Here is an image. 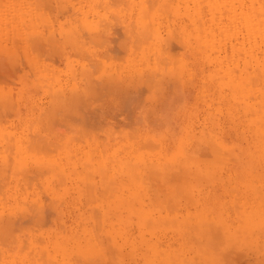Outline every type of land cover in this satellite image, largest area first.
Here are the masks:
<instances>
[{
	"label": "rangeland",
	"instance_id": "1",
	"mask_svg": "<svg viewBox=\"0 0 264 264\" xmlns=\"http://www.w3.org/2000/svg\"><path fill=\"white\" fill-rule=\"evenodd\" d=\"M0 212V264H264V0H0Z\"/></svg>",
	"mask_w": 264,
	"mask_h": 264
},
{
	"label": "bare ground",
	"instance_id": "2",
	"mask_svg": "<svg viewBox=\"0 0 264 264\" xmlns=\"http://www.w3.org/2000/svg\"><path fill=\"white\" fill-rule=\"evenodd\" d=\"M121 1H122V0H121ZM152 1H153V0H152ZM176 1H177V0H176ZM180 1H181V0H180ZM183 1H184V0H183ZM126 4H127V3H126ZM144 5H145V4H144ZM153 5H154V4H153ZM47 7H48V6H47ZM147 7L149 8V6H147ZM151 7H152V6H151ZM190 9H191V8H190ZM147 10H148V9H147ZM112 12H113V11H112ZM147 13H148V12H147ZM147 16H148V15H147ZM111 17H112V16H111ZM116 19H117V18H116ZM103 20H104V19H103ZM114 20H115V19H114ZM108 22H109V21H108ZM108 22H107V23H108ZM160 22H161V21H160ZM114 24H115V23H114ZM78 27H79V26H78ZM118 27H119V26H118ZM134 27H135V26H134ZM162 27H163V26H162ZM164 28H165V27H164ZM205 29H206V28H205ZM131 30H132V29H131ZM102 32H103V31H102ZM96 36H98V35H96ZM100 36H103V35H100ZM113 37H114V36H113ZM219 37H220V36H219ZM101 39H102V38H101ZM111 39H112V38H111ZM133 39H134V38H133ZM112 40H113V39H112ZM100 41H101V40H100ZM110 41H111V40H110ZM230 42H231V41H230ZM123 47H124V46H123ZM56 51H57V50H56ZM57 56H58V55H57ZM153 62H154V61H153ZM91 64H92V63H91ZM151 79H152V78H151ZM90 82H91V81H90ZM97 82H98V81H97ZM90 85H91V84H90ZM90 85H89V87H90ZM60 89L62 90V88H60ZM60 89H59V90H60ZM72 91H74V89H72ZM55 93L62 95L61 93H58V89H57V92H55ZM71 93H72V92H71ZM75 93H76V92H75ZM73 94H74V93H73ZM69 95H70V94H69ZM56 96H57V95H55V98H57V99H55V101H57V102L62 101V100H59V98H58L59 95H58L57 97H56ZM71 96H72V95H71ZM59 97H62V96H59ZM68 97H69V96H68ZM115 97H116V96H115ZM53 98H54V97H53ZM62 98L64 99L65 96L62 97ZM65 99H66V98H65ZM65 99L62 101V104H63V105L65 104V102H67ZM58 100H59V101H58ZM121 102H122V101H121ZM73 103H74V102H73ZM51 104H52V102H51ZM66 104H67V103H66ZM59 105H60V104H59ZM230 105H231V104H230ZM49 106H50V104H49ZM51 106H52V105H51ZM51 106H50V107H51ZM62 107H63V106H62ZM71 107H72V105H71ZM44 108H45V107H44ZM41 109H42V108H41ZM46 109H47V108H46ZM51 110H52V109H51ZM51 110H49L48 112H50ZM40 111H41V110H40ZM52 111H53V110H52ZM54 112H55V109H54ZM56 112H57V111H56ZM56 112H55V113H56ZM45 114H46V113H45ZM48 114H49V113H48ZM48 120H50V119H48ZM36 121H37V119H36ZM82 123H83V122H82ZM39 124H40V121H39ZM86 124H87V123H86ZM72 125H76V124L74 123V124H72ZM80 126H82V125H80ZM69 127H70V126H69ZM71 127H72V126H71ZM73 127H74V126H73ZM85 127H86V126H85ZM75 128H76V127H75ZM82 128H83V127H82ZM29 129H30V128H29ZM78 129H79V128H78ZM97 130H98V129H97ZM27 131H28V130H27ZM36 131H37V130H36ZM73 131H74V130H73ZM39 134H40V133H39ZM41 135H42V134H41ZM41 135H40V136H41ZM42 137H43V136H42ZM25 138H27V137H25ZM28 140H29V139H28ZM44 140H45V139H44ZM25 141L27 142V140H25ZM45 141H46V140H45ZM48 141H49V140H48ZM51 141H52V140H51ZM51 141H50V144H52ZM40 142H41V141H40ZM81 142H82V141H81ZM45 143H46V142H45ZM3 144H4V143H3ZM43 144H44V142H43ZM43 144H42V145H43ZM47 144H48V142H47ZM47 144H45V146H46ZM52 145H53V144H52ZM10 146H11V145H10ZM45 146H43V148H46ZM47 146L50 147L49 145H47ZM68 146H69V145H68ZM30 147H31V146H30ZM30 147H29V149H30ZM77 147H78V146H77ZM27 148H28V147H27ZM56 148H57V147H56ZM49 150H50V149H49ZM52 150H53V147H52ZM52 150H50V151H52ZM77 150H78V149H77ZM82 150H83V149H82ZM31 151H32V150H31ZM33 151H34V150H33ZM92 151H93V150H92ZM85 153H86V151H85ZM90 153H91V152H90ZM90 153H88V155H89ZM21 155H22V154H21ZM37 155H38V154H37ZM80 155H81V154H80ZM142 157H143V156H142ZM81 158H82V157H81ZM24 160H25V164H26V159L24 158ZM39 160H40V159H39ZM77 160H79V159H77ZM29 161H30V160H29ZM67 161H68V160H67ZM147 163H148V162H147ZM68 164H69V162H68ZM68 164H65L66 169H67L68 166H69V168L71 167V166L68 165ZM145 164H146V163H145ZM66 165H68V166H66ZM147 167H148V165H147ZM69 168H68V170H69ZM15 169H16V168H15ZM66 169L63 167L61 173L59 172V171H61V168H60V170L58 171V173L56 172L58 175L60 174L59 176L57 175L58 178H60L61 175H62V177H63V176L66 174V172H65ZM26 170H27V169H26ZM28 170H29V169H28ZM72 170H75L74 167L72 168ZM70 171H71V170H70ZM152 171H153V170H152ZM64 172H65V173H64ZM149 172H150V171H149V169H148V174H149ZM69 173H70V172H69ZM71 173H72V172H71ZM79 173H80V172H79ZM88 173H89V172H88ZM153 173H154V172H153ZM75 174H77V173H74L73 175L75 176ZM22 176H23V175H22ZM26 176H27V175H26ZM28 177H29V176H28ZM62 180H63V179H62ZM34 181H35V180H34ZM26 182H27V181H26ZM106 187H107V186H106ZM107 189H108V188H107ZM23 191H24V189H23ZM88 191H89V190H88ZM49 201H50V200H49ZM58 204H59V203H58ZM47 208H48V207H47ZM44 209H45V208H44ZM28 211H29V210H28ZM36 211H37V210H36ZM43 211H44V210H43ZM43 211H41V212H43ZM45 211H47V210H45ZM45 211H44V212H45ZM39 212H40V211H39ZM44 212H43L42 214H44ZM48 212H49V210H48ZM0 213H1V212H0ZM48 214H49V213H48ZM34 216H35V215H34ZM34 216H33V217H34ZM41 216H42L41 219H43V216H45V215H41ZM41 216H40V217H41ZM35 217H37L38 219H40L38 216H35ZM35 217H34V219H35ZM1 218H2V217H1ZM20 218H22V217H20ZM131 218H132V217H131ZM34 219H33V221H34ZM41 219H40V220H41ZM44 219H45V218H44ZM99 219H100V218H99ZM0 220H1V219H0ZM40 220H39V221H40ZM1 221H2V220H1ZM1 221H0V222H1ZM21 221H22V220H21ZM36 221H38V220L36 219ZM36 221H35V222H36ZM30 222H31V221H30ZM28 223H29V222H28ZM21 224H22V223H21ZM19 225H20V223H19ZM29 225H30V223H29ZM20 226H21V225H20ZM21 227H22V226H21ZM21 227H20V228H21ZM25 229H26V228H25ZM93 229H94V228H93ZM9 230H10V229H9ZM2 232H3V231H2ZM80 238H81V237H80ZM24 241H25V240H24Z\"/></svg>",
	"mask_w": 264,
	"mask_h": 264
}]
</instances>
